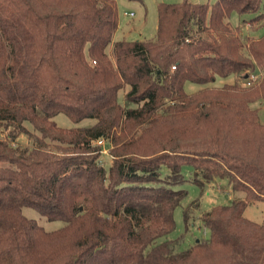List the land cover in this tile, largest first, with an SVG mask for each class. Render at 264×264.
I'll use <instances>...</instances> for the list:
<instances>
[{"label":"trees","instance_id":"obj_1","mask_svg":"<svg viewBox=\"0 0 264 264\" xmlns=\"http://www.w3.org/2000/svg\"><path fill=\"white\" fill-rule=\"evenodd\" d=\"M157 12L155 38L116 41V0H0V264H264V222L244 217L264 202V34L230 23L264 25V0ZM218 180L244 197L203 213L210 237L182 249L168 238L181 185ZM199 205L183 208L186 231Z\"/></svg>","mask_w":264,"mask_h":264},{"label":"rangeland","instance_id":"obj_2","mask_svg":"<svg viewBox=\"0 0 264 264\" xmlns=\"http://www.w3.org/2000/svg\"><path fill=\"white\" fill-rule=\"evenodd\" d=\"M183 0H116V5L119 12V30L116 33L114 39L127 40V41H137V40H150L155 38L157 25H158V12L157 7L161 2L167 3H178ZM193 3H209L213 4L218 0H189ZM125 13H133V16L127 15ZM254 17L252 14H247L240 16L238 14H233L230 17L231 28L233 32L241 37H260L264 34V25H262L263 20L259 22L250 21ZM246 20V22H243ZM241 23V24H240ZM240 24V28L237 26ZM254 76V75H253ZM250 76V79L254 81L257 77ZM243 78V77H242ZM239 78L241 83H248L249 80L246 78ZM235 81L234 76L228 78L217 77L216 80L209 85H201L196 83L188 82L185 85L187 93L193 94L204 87H220L226 83H233ZM125 93V90L122 92ZM55 122L64 128H73L77 125L71 121L69 117L65 114H59L54 117ZM94 123L93 120L86 119L80 123V126H90ZM29 129L33 130L31 126H27ZM20 141L23 145L28 143L27 136H21ZM110 146L106 143L103 147L102 162L105 166H108L110 159ZM191 168L184 167L183 173L186 177H189ZM180 188L186 189L188 191V196L182 203V206L178 207L175 211V230L168 235L169 239H178L184 235L183 241L181 242V248L186 249L191 246L194 242L201 240H207L210 237V232L204 228L201 223L200 216L206 211L210 210L212 207L218 205H231L235 198L242 199V196H237L232 193V188L227 181L218 180L215 183L208 185L204 193L200 192L197 185L186 182L181 185ZM199 199L200 205L198 209L194 210L191 216V225L189 230L186 231L185 223L183 218V208L187 206L192 201ZM25 213L35 218L39 224L44 226L47 230H55L60 228L63 223L61 221L49 222L45 218L40 217L32 209H26ZM244 217L247 219L262 223L264 222V202L256 201L250 203L245 211Z\"/></svg>","mask_w":264,"mask_h":264},{"label":"built area","instance_id":"obj_3","mask_svg":"<svg viewBox=\"0 0 264 264\" xmlns=\"http://www.w3.org/2000/svg\"><path fill=\"white\" fill-rule=\"evenodd\" d=\"M127 15H130V16H133V13H125V16H127ZM175 69V67H173V70ZM254 77V76H253ZM100 145H102L103 147H104V145L106 144V142H104V141H99L98 142Z\"/></svg>","mask_w":264,"mask_h":264},{"label":"crops","instance_id":"obj_4","mask_svg":"<svg viewBox=\"0 0 264 264\" xmlns=\"http://www.w3.org/2000/svg\"><path fill=\"white\" fill-rule=\"evenodd\" d=\"M119 30V29H118ZM118 32V31H117Z\"/></svg>","mask_w":264,"mask_h":264}]
</instances>
